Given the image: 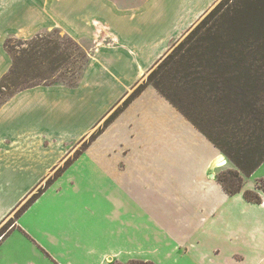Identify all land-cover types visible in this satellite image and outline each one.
Segmentation results:
<instances>
[{"label": "crops", "instance_id": "obj_1", "mask_svg": "<svg viewBox=\"0 0 264 264\" xmlns=\"http://www.w3.org/2000/svg\"><path fill=\"white\" fill-rule=\"evenodd\" d=\"M215 1L0 0V78L11 66L9 37L59 28L93 44L76 84L24 88L0 105V224ZM229 163L148 85L15 218L0 239V264H166L202 255L203 236L213 248L236 203L264 201V190L260 203L244 198L246 177L241 191H224L216 174ZM236 250L234 264H264V242L240 241Z\"/></svg>", "mask_w": 264, "mask_h": 264}, {"label": "trees", "instance_id": "obj_2", "mask_svg": "<svg viewBox=\"0 0 264 264\" xmlns=\"http://www.w3.org/2000/svg\"><path fill=\"white\" fill-rule=\"evenodd\" d=\"M80 53L86 58L87 53ZM88 59L89 56L83 68ZM13 64L12 61L0 78L4 101L24 88L39 85L27 81L19 87L16 82H3L14 72ZM77 66L82 67L81 62ZM77 80L66 85H74ZM148 85L178 109L232 164L233 167L222 168L216 174L224 191L228 194L241 191L244 178L264 161V0H219L182 40L154 63L83 140L81 147L19 206L15 218ZM2 87L7 91L3 92ZM259 190H264V177L256 181L254 188L243 189L242 194L247 201L260 203ZM9 229L0 231V239ZM111 264L155 263L132 259Z\"/></svg>", "mask_w": 264, "mask_h": 264}, {"label": "rangeland", "instance_id": "obj_3", "mask_svg": "<svg viewBox=\"0 0 264 264\" xmlns=\"http://www.w3.org/2000/svg\"><path fill=\"white\" fill-rule=\"evenodd\" d=\"M218 1L219 0H216L200 19ZM198 10L199 9H197V11ZM199 20L183 32L181 36L172 40L166 53L182 40ZM37 34L38 36H33L29 39L12 36L5 40L4 43L11 57V64L12 61L14 63V72L9 74V78L5 79L3 82H16L18 86L21 87L25 85L27 81L34 84H66L71 83L70 81H76L84 69L83 63L86 58H88L89 50L93 44L85 41L81 42V44L79 43V45L77 42L70 40L62 30L58 31L55 28L42 29ZM81 51L85 52V54L87 53L86 58L82 57ZM78 62H81L82 67L77 66ZM1 90L3 92L7 91L4 87H2ZM3 102L4 97H2V93H0V105ZM82 143L83 138L72 146L77 150L81 147ZM228 165L229 167H233L231 163ZM263 177L264 161L250 176L245 178L244 188H253L256 179H261ZM23 202H21L0 224V231L11 227L15 218V213ZM234 212L233 216L222 218V227L214 234L215 245L213 248H210L209 245V234H205V236H203L206 247L204 254H194L192 251L190 258L180 256L178 259L174 261L171 260L166 264H195V261L202 263V260H204L203 263L206 264V262L211 260L208 259L209 257H214L216 264H234L235 258L241 257L238 255L240 251H235L237 242H264V201L260 204L236 203ZM164 251L165 249L163 250L159 247L157 250V257H161V253ZM242 253L243 257H245L246 254L244 252Z\"/></svg>", "mask_w": 264, "mask_h": 264}]
</instances>
